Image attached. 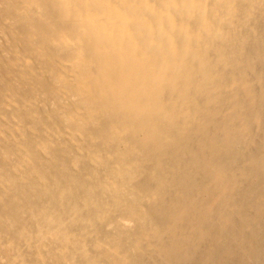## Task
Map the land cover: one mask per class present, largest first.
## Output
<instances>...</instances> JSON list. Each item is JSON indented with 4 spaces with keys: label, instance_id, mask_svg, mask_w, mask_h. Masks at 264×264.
Here are the masks:
<instances>
[{
    "label": "bare ground",
    "instance_id": "bare-ground-1",
    "mask_svg": "<svg viewBox=\"0 0 264 264\" xmlns=\"http://www.w3.org/2000/svg\"><path fill=\"white\" fill-rule=\"evenodd\" d=\"M8 264H264V0H0Z\"/></svg>",
    "mask_w": 264,
    "mask_h": 264
},
{
    "label": "rangeland",
    "instance_id": "rangeland-1",
    "mask_svg": "<svg viewBox=\"0 0 264 264\" xmlns=\"http://www.w3.org/2000/svg\"><path fill=\"white\" fill-rule=\"evenodd\" d=\"M14 253H12L13 255ZM5 252L4 249L0 250V264H8L9 258L12 256Z\"/></svg>",
    "mask_w": 264,
    "mask_h": 264
}]
</instances>
